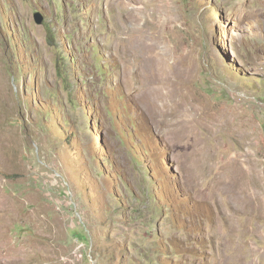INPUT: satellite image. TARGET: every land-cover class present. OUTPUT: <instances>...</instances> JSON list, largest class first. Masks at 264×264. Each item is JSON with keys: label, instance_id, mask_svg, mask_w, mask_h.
<instances>
[{"label": "rangeland", "instance_id": "rangeland-1", "mask_svg": "<svg viewBox=\"0 0 264 264\" xmlns=\"http://www.w3.org/2000/svg\"><path fill=\"white\" fill-rule=\"evenodd\" d=\"M0 264H264V0H0Z\"/></svg>", "mask_w": 264, "mask_h": 264}, {"label": "bare ground", "instance_id": "bare-ground-1", "mask_svg": "<svg viewBox=\"0 0 264 264\" xmlns=\"http://www.w3.org/2000/svg\"><path fill=\"white\" fill-rule=\"evenodd\" d=\"M251 171V170H250ZM244 182V181H243ZM249 182V181H248ZM245 183V182H244ZM250 183V182H249ZM251 184H249V186H250ZM246 186V185H245ZM248 185L246 186V189H251L250 187H249ZM249 192V194H251L252 196H255V193L253 192V191H248ZM251 196V197H252Z\"/></svg>", "mask_w": 264, "mask_h": 264}, {"label": "water", "instance_id": "water-1", "mask_svg": "<svg viewBox=\"0 0 264 264\" xmlns=\"http://www.w3.org/2000/svg\"><path fill=\"white\" fill-rule=\"evenodd\" d=\"M37 23H41V21H42V18H37Z\"/></svg>", "mask_w": 264, "mask_h": 264}]
</instances>
